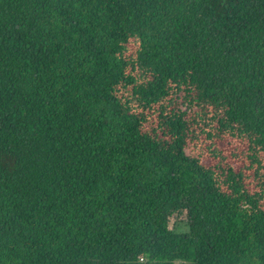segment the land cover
Here are the masks:
<instances>
[{
	"label": "trees",
	"instance_id": "1",
	"mask_svg": "<svg viewBox=\"0 0 264 264\" xmlns=\"http://www.w3.org/2000/svg\"><path fill=\"white\" fill-rule=\"evenodd\" d=\"M177 262L264 264V0H0V264Z\"/></svg>",
	"mask_w": 264,
	"mask_h": 264
},
{
	"label": "rangeland",
	"instance_id": "2",
	"mask_svg": "<svg viewBox=\"0 0 264 264\" xmlns=\"http://www.w3.org/2000/svg\"><path fill=\"white\" fill-rule=\"evenodd\" d=\"M179 219H183L182 213H180V214H174V220H179ZM175 264H179V262H177Z\"/></svg>",
	"mask_w": 264,
	"mask_h": 264
}]
</instances>
